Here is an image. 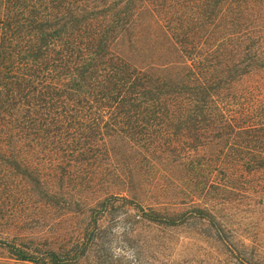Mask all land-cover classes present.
I'll return each instance as SVG.
<instances>
[{
    "label": "trees",
    "instance_id": "obj_1",
    "mask_svg": "<svg viewBox=\"0 0 264 264\" xmlns=\"http://www.w3.org/2000/svg\"><path fill=\"white\" fill-rule=\"evenodd\" d=\"M144 12L181 61L139 67L118 50ZM210 126L248 194L264 172V0H0V156L44 136L84 156L174 127L202 143ZM30 252L12 254L40 263Z\"/></svg>",
    "mask_w": 264,
    "mask_h": 264
},
{
    "label": "rangeland",
    "instance_id": "obj_2",
    "mask_svg": "<svg viewBox=\"0 0 264 264\" xmlns=\"http://www.w3.org/2000/svg\"><path fill=\"white\" fill-rule=\"evenodd\" d=\"M142 20L120 38L123 56L139 67L181 61L149 12ZM208 128L202 143L175 127L136 144L113 135L84 156L45 136L7 147L0 264H36L15 248L38 264H264V172L236 193V152L226 156ZM12 153L28 169L10 168Z\"/></svg>",
    "mask_w": 264,
    "mask_h": 264
}]
</instances>
